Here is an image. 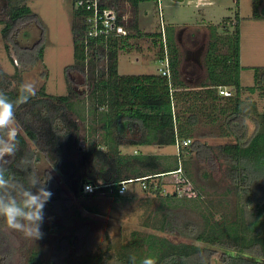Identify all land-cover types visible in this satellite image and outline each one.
<instances>
[{"label": "trees", "instance_id": "obj_1", "mask_svg": "<svg viewBox=\"0 0 264 264\" xmlns=\"http://www.w3.org/2000/svg\"><path fill=\"white\" fill-rule=\"evenodd\" d=\"M18 1V3H17ZM9 0V19L2 28L4 38L14 44L21 62L26 63L24 53L34 50L29 62L36 63L44 57L45 31L40 18L25 2ZM147 0H110V5L119 10L127 9L129 3L136 13L134 16L135 34L92 44L91 53L87 54L81 25L72 27L74 39L75 63L66 67L68 83L92 86L88 97L93 108L102 113L105 128V140L94 143L87 153L93 158V165L98 174L96 178L84 176L77 188V195L86 200L95 198L104 191L116 198L119 182L136 179L145 182L142 187L164 198L167 202L182 203L178 209L169 208L154 212L150 216L149 226L154 230L178 234L193 242L176 241L156 233H141L135 230L129 241L120 242L119 247L111 244L107 250L93 251L84 245L74 253H67L64 258L54 256L44 259L41 249H32L27 264H140L141 259L152 257L155 264H264V108L253 98L246 99L243 92H259L264 97V66H252L255 82L243 85L241 82V31L239 16L226 17L221 25H209V38L205 55L206 77L195 84L186 82L181 69L182 60L179 47L173 35L172 26L166 28V40L170 59L171 77L158 73L120 74L119 52L130 45V40L141 35L138 28L137 11L141 2ZM262 0H254V18H264L260 11ZM78 15L79 12H76ZM35 22L42 27L40 39L32 48L22 47L18 36L26 22ZM26 39L30 32L25 31ZM161 36V33H153ZM31 39V38H30ZM219 43L227 46L225 53L219 52ZM164 44L162 49H164ZM26 48V49H25ZM161 53V52H160ZM164 52L159 58L163 57ZM106 59V71L93 83L88 81L84 70L86 63ZM80 74V80L77 76ZM6 80H1V83ZM88 81V82H87ZM226 87L231 95L220 94L219 88ZM70 93L53 95L47 93L45 86L34 97L16 107V119L24 133L18 132L17 150L7 161L0 163L4 177L8 181L0 195L20 198L23 189L33 191L31 178H39L38 165L45 159L70 189L74 181L80 179L77 163L71 159L73 142L78 141L79 123L74 118L77 101ZM2 91V90H0ZM10 100L15 101L16 91L3 90ZM195 103L180 107V102ZM201 102H197V101ZM208 107L209 117L220 121L219 133L234 138L225 144H210L193 135V128L199 121V112ZM31 139L35 147L28 144ZM191 139L190 145L181 150L182 163L186 176L192 180L198 196L189 198L178 196L176 192L165 193L162 178L167 172L178 168V155L171 164H162L157 154L123 153L121 146L129 143L134 146L176 144V140ZM106 147V148H105ZM203 162L207 167L200 169V185L192 176L193 159ZM224 164L222 180L226 182L220 197L211 195L204 184L214 180L213 171L218 161ZM213 170V171H212ZM145 177V178H143ZM143 178V179H142ZM43 182L36 184L46 187L52 196L46 203V210L55 213L59 202L65 200V192L54 175L46 170L40 177ZM91 182L100 185L93 193L83 191V184ZM35 184V185H36ZM37 187V186H36ZM111 188L113 190L111 191ZM231 197V200L227 197ZM191 204L192 207H181ZM177 206V205H176ZM173 209V210H172ZM200 219H195V214ZM159 213V214H158ZM1 230V224H0ZM0 244V264H9L10 253L5 247V238ZM73 243V240H70ZM114 249V250H113ZM75 250V249H74ZM79 258V259H77ZM11 260V259H10Z\"/></svg>", "mask_w": 264, "mask_h": 264}, {"label": "rangeland", "instance_id": "obj_2", "mask_svg": "<svg viewBox=\"0 0 264 264\" xmlns=\"http://www.w3.org/2000/svg\"><path fill=\"white\" fill-rule=\"evenodd\" d=\"M19 1V4L24 2L28 4L43 24L45 31L44 57L38 58L33 64L29 60L36 54L34 50L31 52V49L28 53L27 49L24 53L26 63H23L17 55L14 44L9 43V48H6L7 40L3 36L2 28L5 26V22L10 21L8 14L10 2L9 0H0V90L16 91L21 83L33 82L37 93L45 86V90L49 94L66 95L70 93L69 86L74 87L75 93L72 92L71 94L76 101L78 100L74 118L80 127L78 135H76L78 141H74L72 144L74 149L71 159L77 163L80 179H76L74 186L70 189L45 159L39 163V178L32 177L31 181L43 182L40 177L45 174L46 170H49L61 184L65 192V200L58 203L59 208H55V213L46 210L45 205L43 209L44 219L41 224L43 236L40 239L25 238L22 233L10 229L5 221L0 218V244L5 238V247L8 248L11 255L9 264H27L29 253L35 248L42 250V257L46 260L51 256L57 259L64 258L68 252L74 253L82 245L85 249H92L93 251L107 250L111 244H116L119 247L120 242L131 239L135 230L141 233H156L176 241L193 242L190 238L154 230L153 227L149 226L150 216H153L154 212L161 213L169 208L179 210L177 207L183 204L167 202L164 198L143 189L139 181L128 184V188L121 198L113 197L104 191H100L95 198L89 200L77 195L78 185L84 176L97 177L98 172L93 165V158L87 151L94 143L100 142L102 144L106 133L103 127L102 113L95 112L93 103L88 97L93 87L89 83L85 85L77 82L71 84L67 80L66 67L75 63L72 27L82 24L81 15L76 13L74 0ZM162 6L164 24H172L180 32L177 46L179 47L182 60L181 69L186 82L195 84L206 77L205 55L208 47V36L206 37L205 33L202 32L203 35L200 34L199 38L200 42L196 47H193L189 35L185 34L190 32L189 29L182 27L199 28L202 22L223 26V19L231 16L232 22H234L235 16L238 15L241 31V65L243 66L241 82L243 85L254 84V70L251 67L264 65V18H254V0H162ZM259 8L261 12H264V0H262ZM128 10L132 16H136L133 8H128ZM138 16L146 31L161 30L156 0L141 2L138 8ZM207 26L206 29H209V25ZM25 31L30 32L28 39L24 35ZM41 33L42 27L40 25L34 21L26 22L21 27L18 36L20 45L26 48L34 47L39 41ZM160 42L161 39L156 37L155 41L152 39V35L147 33H143L141 37L137 35L133 37L130 40V45L119 52V72L122 74L158 73L162 64L157 56L160 57L163 50V43L160 45ZM156 47L159 48L157 51L152 49ZM226 51L227 46L219 43V52L225 53ZM84 70L88 76V81L93 83L95 79L98 80L99 76L105 73L106 59L98 60L96 64L86 63ZM78 75L77 81L80 80L81 76ZM3 79L6 81L1 83ZM243 97L255 99L259 108H264V97L261 98L259 92L256 91L252 94L246 90L243 92ZM195 102L196 100L191 98L186 103L180 102V107L184 105L182 110L185 111L187 106ZM210 111L206 107L199 112L200 118L193 128V135L213 145L225 144L233 140L234 138L215 135L219 133L218 124L220 121H213L208 116ZM18 125L19 132L24 133L23 127L19 123ZM212 133L215 134L212 135ZM28 144L35 147L34 142L29 138ZM121 148L122 152L127 154L136 153L137 150L140 153L157 154L160 156L159 160L165 165L172 164L177 154L174 145L134 146L127 143ZM10 158L11 156H5L0 159V163ZM193 160L192 176L200 185H203L199 179V173L200 169L207 167V165L195 158ZM217 163V168L212 170L214 180L204 184V188L211 195L220 197L225 190L226 182L222 180L224 164L220 160ZM175 178V175L167 174L162 178L156 177L155 182L159 180L164 182L163 187L171 192ZM40 183L34 187L31 182L33 192L41 187V185L38 187ZM227 199L231 200V197L228 196ZM184 207L191 208L192 205L189 203L181 209L184 210ZM194 214L195 219L199 220L200 215L197 212ZM70 240H73V243ZM216 264H218L217 261Z\"/></svg>", "mask_w": 264, "mask_h": 264}, {"label": "built area", "instance_id": "obj_3", "mask_svg": "<svg viewBox=\"0 0 264 264\" xmlns=\"http://www.w3.org/2000/svg\"><path fill=\"white\" fill-rule=\"evenodd\" d=\"M156 3L160 16L161 33L164 44V56L158 59L162 64L159 71L163 75L171 77L166 28L163 20L162 0H156ZM126 6L129 9L132 8L129 3H126ZM74 7L83 19L84 30L82 40L84 41L87 54L91 53L93 50L92 44L98 46L101 42L114 41L136 33V28L134 27V16L131 15L128 8L125 11L119 10L110 5V0H74ZM219 92L225 96L231 95V91L226 87H220ZM191 142V139L180 140L177 138L175 147L177 149L179 165L177 169L167 172V174H173L176 176L173 190L171 192H176L178 196H186L189 198L197 197L198 190L192 180L186 176L182 163L181 150L183 147L190 145ZM139 179L141 178L120 181L118 193L124 194L128 188V184L134 183ZM99 187L100 185H94L91 182H86L83 184V191L93 193ZM142 187H146L145 182H142ZM112 190L113 188H111V191ZM164 191L165 193L169 192L166 189H164Z\"/></svg>", "mask_w": 264, "mask_h": 264}, {"label": "clouds", "instance_id": "obj_4", "mask_svg": "<svg viewBox=\"0 0 264 264\" xmlns=\"http://www.w3.org/2000/svg\"><path fill=\"white\" fill-rule=\"evenodd\" d=\"M36 93L37 89L33 82L20 84L15 101L0 91V159L13 156L17 150L19 125L16 107L27 103ZM31 182L35 187L36 181ZM7 184L4 171L0 169V189H4ZM51 196V191L43 186L37 188L35 192L23 189L19 199L12 195H0V218L10 229L22 233L25 238L40 239L43 236L41 231L43 209ZM140 264H155V260L152 257H145L141 259Z\"/></svg>", "mask_w": 264, "mask_h": 264}, {"label": "crops", "instance_id": "obj_5", "mask_svg": "<svg viewBox=\"0 0 264 264\" xmlns=\"http://www.w3.org/2000/svg\"><path fill=\"white\" fill-rule=\"evenodd\" d=\"M159 18H160V16H159ZM139 20V21H138ZM137 21L139 22H137L138 23V28H139V30H140V32H141V35H140V37L143 35V33H147L148 35H152L153 33H161V30H155L154 32H149V31H146V29L141 25V22H140V19H139V16H138V11H137ZM213 24V23H212ZM161 25V24H160ZM165 25V28H167L168 26H172V28H173V35L175 36V38H176V41H177V39L180 37V32H178V30L176 29V27L174 26V25H172V24H167V23H165L164 24ZM207 25H210L209 23L208 24H205V22H202V24L199 26V28H197V27H194V28H189V27H182V28H187V29H189V31L190 32H187V33H185V34H187V35H189V37H190V40H191V45L193 46V47H196L197 45H198V43L200 42V34H202V32L203 33H205V36L207 37L208 36V38H209V34H208V31H209V29H206L208 26ZM141 29H142V31H141ZM179 29V28H178ZM191 29V30H190ZM161 35H162V33H161ZM203 35V34H202ZM264 35V34H263ZM157 38H159V39H161V36H156ZM152 39H155V41H156V38L152 35ZM208 41V40H207ZM160 45H161V42H160ZM153 50H158L159 48L158 47H156V48H152ZM157 58L159 59V57L157 56ZM119 66V65H118ZM255 66H264V65H255ZM120 74H122L121 72H119ZM195 73V72H194ZM129 74H131V73H129ZM135 74H145V73H135ZM264 99V98H263ZM184 101H182L181 103H183ZM197 102H201L200 100L199 101H197ZM123 146V145H122ZM121 146V147H122ZM122 149V148H121ZM137 150V149H136ZM135 150V151H136ZM137 152V151H136Z\"/></svg>", "mask_w": 264, "mask_h": 264}, {"label": "water", "instance_id": "obj_6", "mask_svg": "<svg viewBox=\"0 0 264 264\" xmlns=\"http://www.w3.org/2000/svg\"><path fill=\"white\" fill-rule=\"evenodd\" d=\"M179 1H182V0H179Z\"/></svg>", "mask_w": 264, "mask_h": 264}]
</instances>
